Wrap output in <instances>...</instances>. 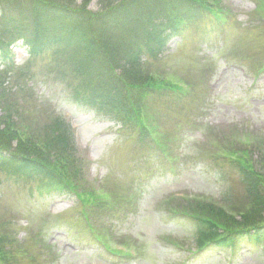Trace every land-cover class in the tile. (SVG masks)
Returning a JSON list of instances; mask_svg holds the SVG:
<instances>
[{
  "label": "rangeland",
  "instance_id": "obj_1",
  "mask_svg": "<svg viewBox=\"0 0 264 264\" xmlns=\"http://www.w3.org/2000/svg\"><path fill=\"white\" fill-rule=\"evenodd\" d=\"M89 1L88 9L103 8ZM219 5L225 13L187 24L168 51L146 63L157 83L185 87L186 94L161 90L142 98L143 131L72 102L71 85L89 83L64 72L52 51L30 56L21 43L16 65L0 64L7 90L0 117L14 114L24 136L44 137L56 117L70 123L68 152L77 169L84 166L77 193H95L101 206L79 203L76 194L48 196L37 180L0 171V238L14 242L0 264H264V244L250 237L196 250L194 217L235 230L252 205L243 176L221 155L239 148L230 141L253 145L243 147L247 160L264 170V0ZM207 203L236 212L238 223L220 222ZM81 210L95 216L92 225ZM248 215L246 222L255 220ZM123 247L137 257L112 255Z\"/></svg>",
  "mask_w": 264,
  "mask_h": 264
},
{
  "label": "trees",
  "instance_id": "obj_2",
  "mask_svg": "<svg viewBox=\"0 0 264 264\" xmlns=\"http://www.w3.org/2000/svg\"><path fill=\"white\" fill-rule=\"evenodd\" d=\"M73 1L0 0V62L13 65L11 47L19 40H24L33 56L52 51L64 72L71 69L76 79L89 83L87 87L71 85L72 101L124 127L142 126V131L147 129L139 105L142 98L159 94L161 90L174 92V98L182 94V90L171 83H157L155 77L144 71L146 63L163 55L174 38L182 37L187 24L202 22L210 14L225 11L219 8L222 0H98L103 6L99 11L88 9L85 0L82 1L86 7L75 6ZM14 22L21 25H8ZM72 46L76 50L70 48ZM6 95L5 84L0 82V103ZM71 140L74 142V132L62 119H54L44 137L24 136L14 114H2L0 171L18 180L36 179L50 195H80L79 203L93 199L98 205V209H94L99 211L100 199L95 193H77L78 184L84 180L80 178L83 166L77 169L76 158L69 155ZM243 147L239 144V148L230 147L228 152L248 153ZM230 163L236 165L243 176L252 205L248 212L240 215L242 228L235 230L201 216L194 217L199 237L196 250L198 246V250L207 248L208 251L249 237L264 244V218L259 217L264 216V170L260 171L242 158ZM207 204L220 222L238 223L236 212L230 213L214 203ZM81 214L85 215L86 224H90L93 214L87 215L82 210ZM247 215L249 220H255L246 222ZM4 244L0 240V257L8 259L13 251ZM120 258L133 259L129 255Z\"/></svg>",
  "mask_w": 264,
  "mask_h": 264
}]
</instances>
